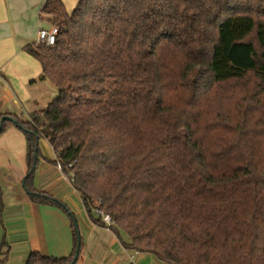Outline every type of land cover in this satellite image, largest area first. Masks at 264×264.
Returning a JSON list of instances; mask_svg holds the SVG:
<instances>
[{
	"label": "trees",
	"instance_id": "16d2710c",
	"mask_svg": "<svg viewBox=\"0 0 264 264\" xmlns=\"http://www.w3.org/2000/svg\"><path fill=\"white\" fill-rule=\"evenodd\" d=\"M41 12L56 42L24 49L57 95L31 121L0 116V134L9 122L25 132L31 200L73 216L35 186L45 138L93 221L109 214L128 250L264 264V0H79L71 13L45 0ZM73 234L69 256L35 250L25 264H70L83 247Z\"/></svg>",
	"mask_w": 264,
	"mask_h": 264
},
{
	"label": "crops",
	"instance_id": "0c3cea01",
	"mask_svg": "<svg viewBox=\"0 0 264 264\" xmlns=\"http://www.w3.org/2000/svg\"><path fill=\"white\" fill-rule=\"evenodd\" d=\"M44 2L0 0V116L11 114V101L29 102V85L37 77L45 79L41 78V63L24 49L25 45L36 42L41 28L52 26L41 12ZM63 2L71 13L78 0ZM50 159H57L55 152L53 157H40L35 186L52 194L81 217L88 236L85 252H91V248L99 244L102 253L109 257L107 260L115 264H138L136 255L132 254L135 251L124 245L128 239L126 234L122 232L118 236L106 226L94 222L70 178ZM27 172V139L14 129L7 130L0 135V242L5 241L9 246L2 248L3 251L9 249L6 264L14 258L25 264L35 250L61 257L69 256L74 248L73 226L65 209L58 204L33 202L24 185ZM98 238L100 242L97 244ZM121 248L126 254L119 251ZM132 256L134 260L131 262Z\"/></svg>",
	"mask_w": 264,
	"mask_h": 264
},
{
	"label": "rangeland",
	"instance_id": "374dc122",
	"mask_svg": "<svg viewBox=\"0 0 264 264\" xmlns=\"http://www.w3.org/2000/svg\"><path fill=\"white\" fill-rule=\"evenodd\" d=\"M71 11H72V8H71ZM28 92L30 94L29 102L28 101L22 102V100H21L22 103H17L15 101L10 102L11 114L16 115L23 121H31L33 113L42 111L43 109H45L48 106L49 102L52 101L56 97L58 90H57L55 83L51 79L46 78L42 80L39 77H37L35 82L29 85ZM37 105L39 106L36 107ZM12 128L15 130V132H19L26 138L25 132L17 124L12 123V122L8 123L6 130L3 131L1 134L7 132V130H13ZM39 148L41 150L40 157L42 156H46L48 158L53 157L54 150L47 139L41 138L39 140ZM39 166H40V163L36 170V174L38 173ZM80 200L82 202L81 197H80ZM67 207L69 208V206ZM69 210L73 213V216L72 215L70 216L69 212L65 209L68 219L70 220L72 226H73V223L76 226L77 231L79 232L80 237L83 242L82 251L75 264H115L112 262V260H107L109 257H107L106 255L102 253V250H101L102 246H98L99 244L97 243V242H100L99 238L96 239V243L98 245L91 248V252L89 253L85 252V246H86L87 237H88L86 235L87 232L85 230L84 225L82 226L81 217H79V215L77 214H74V212L70 208ZM75 226L73 227V230ZM106 250L107 249H104L103 251H106ZM119 251L123 252V254H126V251L124 250V248H121V250ZM132 254L136 255V261L138 264H164L163 262L155 258L153 255H151L150 253H140V252L133 253L132 252ZM6 263L7 261L4 264ZM9 263L10 264H22L21 261L16 260L15 258L13 260L10 259Z\"/></svg>",
	"mask_w": 264,
	"mask_h": 264
},
{
	"label": "built area",
	"instance_id": "2783aa9c",
	"mask_svg": "<svg viewBox=\"0 0 264 264\" xmlns=\"http://www.w3.org/2000/svg\"><path fill=\"white\" fill-rule=\"evenodd\" d=\"M59 33V26L52 25L50 28H41L38 31V36L36 39L37 44H47L54 45L56 42L57 35ZM1 77V76H0ZM103 220L106 223V227L111 229V226L115 224L113 218L109 214L103 215ZM134 260V257H131V262Z\"/></svg>",
	"mask_w": 264,
	"mask_h": 264
},
{
	"label": "water",
	"instance_id": "95a60500",
	"mask_svg": "<svg viewBox=\"0 0 264 264\" xmlns=\"http://www.w3.org/2000/svg\"><path fill=\"white\" fill-rule=\"evenodd\" d=\"M6 118L12 119V117H10V116H4V117H3V120L6 119ZM0 129H1V126H0ZM78 235H79V237H80L79 232H78ZM79 249H80V238H79V244H78V250H77V253H76V255H75L73 261H72L70 264H75V263L77 262V260H78V258H79Z\"/></svg>",
	"mask_w": 264,
	"mask_h": 264
}]
</instances>
